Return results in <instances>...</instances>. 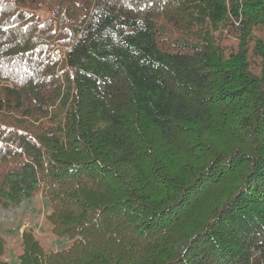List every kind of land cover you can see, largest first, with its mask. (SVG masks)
<instances>
[{"label":"trees","instance_id":"trees-1","mask_svg":"<svg viewBox=\"0 0 264 264\" xmlns=\"http://www.w3.org/2000/svg\"><path fill=\"white\" fill-rule=\"evenodd\" d=\"M38 193L71 243L19 264H264V0H0V204Z\"/></svg>","mask_w":264,"mask_h":264},{"label":"rangeland","instance_id":"rangeland-1","mask_svg":"<svg viewBox=\"0 0 264 264\" xmlns=\"http://www.w3.org/2000/svg\"><path fill=\"white\" fill-rule=\"evenodd\" d=\"M42 18L49 15L46 9L39 11ZM165 44L172 42L174 36L168 29L164 32ZM224 44L229 48L237 47L239 34L227 33L223 37ZM50 211L48 201L38 193L31 199H24L19 205H12L4 208L0 204V236L6 240V251L4 259L9 264H19V258L22 248V233L25 229L32 230L46 250H59L67 246L69 241H61V237L52 232L50 223L46 219V214Z\"/></svg>","mask_w":264,"mask_h":264},{"label":"built area","instance_id":"built-area-1","mask_svg":"<svg viewBox=\"0 0 264 264\" xmlns=\"http://www.w3.org/2000/svg\"><path fill=\"white\" fill-rule=\"evenodd\" d=\"M61 241H63V242H65V241L71 242V240L68 237H61Z\"/></svg>","mask_w":264,"mask_h":264}]
</instances>
